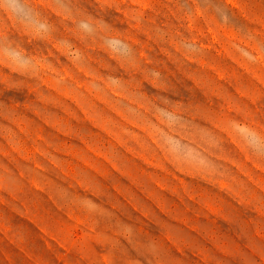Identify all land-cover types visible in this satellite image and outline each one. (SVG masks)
Instances as JSON below:
<instances>
[{"label": "rangeland", "instance_id": "obj_1", "mask_svg": "<svg viewBox=\"0 0 264 264\" xmlns=\"http://www.w3.org/2000/svg\"><path fill=\"white\" fill-rule=\"evenodd\" d=\"M264 0H0V264H264Z\"/></svg>", "mask_w": 264, "mask_h": 264}, {"label": "clouds", "instance_id": "obj_2", "mask_svg": "<svg viewBox=\"0 0 264 264\" xmlns=\"http://www.w3.org/2000/svg\"><path fill=\"white\" fill-rule=\"evenodd\" d=\"M248 144L252 151L258 155H264V147H262L261 142L255 135H250L248 137Z\"/></svg>", "mask_w": 264, "mask_h": 264}]
</instances>
